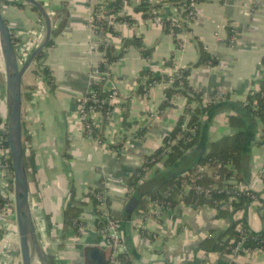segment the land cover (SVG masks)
<instances>
[{
	"label": "crops",
	"instance_id": "crops-1",
	"mask_svg": "<svg viewBox=\"0 0 264 264\" xmlns=\"http://www.w3.org/2000/svg\"><path fill=\"white\" fill-rule=\"evenodd\" d=\"M5 1L8 3L2 0V15L16 51L29 53L31 43L42 44L45 40V20L26 0ZM38 1L50 17L51 28L53 24L57 30L55 36L51 35L54 45L45 49L43 60L51 70L53 86L33 62L23 76V135L29 154L33 155L29 174L31 209L39 241L50 263L86 264L85 249L104 246L103 237L93 227L100 208L94 206L91 196L105 188L106 210L123 225L125 257L120 264H264V253L232 256L206 253L201 247L206 239L223 233L239 220L253 233L263 231L261 120L247 132L244 159L238 170L230 165L235 176L229 180L239 190L256 192L261 201L250 202L241 210L229 200L222 202V215L219 208L187 204L189 190L185 189L169 209L156 213L158 208L148 201L146 209L130 212L133 203H129L127 195L131 177L147 156L162 147L186 106V98L177 96L172 106L162 107L164 83L155 84L148 94L138 93L141 73L171 76L198 62L200 45L218 60L216 66L193 69L189 77L194 90L205 95L206 104H211L206 99L213 98V94L218 95L219 102V108L202 117L199 141L181 162L195 164L202 153L209 152L211 144L241 131L232 126L231 118L238 117L240 105L251 91L261 89L264 0H201L190 23L191 32L180 35L177 42L164 30V21L178 14L176 7L162 5L157 18L148 19L137 11L134 2L127 6L121 16L123 21L114 30L117 35L107 34L119 58L111 66L104 91L116 90L118 99L110 101L113 111L109 119L100 113L92 115L95 139L84 133L78 111L85 96L101 82L97 69L104 59L99 48L90 52V45L99 36L90 27L88 8L100 6L106 0ZM229 30L237 36L233 45L229 43ZM133 39L151 50L150 57H145L134 44L125 45ZM170 60L172 67L166 65ZM4 71L0 51V112L7 117ZM186 127L185 124L183 129ZM119 144L122 146L117 147ZM213 172V168L206 172L208 178ZM165 174L160 164L150 170L142 180L145 192L154 190L155 182H163ZM69 206L83 211L85 222L79 231L74 226L65 227L64 215ZM8 230L4 217H0V264H12L15 259V252L11 253L4 243Z\"/></svg>",
	"mask_w": 264,
	"mask_h": 264
},
{
	"label": "trees",
	"instance_id": "trees-1",
	"mask_svg": "<svg viewBox=\"0 0 264 264\" xmlns=\"http://www.w3.org/2000/svg\"><path fill=\"white\" fill-rule=\"evenodd\" d=\"M200 3L201 0H196ZM5 3H8L4 0ZM190 4V0H163L158 3L149 4L142 2L137 7V11L144 14L146 18H153L151 11L159 8L162 5H168L171 7H176L181 10L182 7L187 8ZM37 10L36 8H34ZM123 9L122 0H106L104 5V15L109 17L117 15ZM185 10V9H184ZM189 10L182 12V17L180 19L175 18L174 20L164 21V30L166 33L172 35L175 41H178V37L184 33H190V23L194 18L188 16ZM117 21H123L120 17ZM98 30L97 34L100 39L103 40V45L99 47L100 51L104 53V59L102 63L98 66V70L101 72L110 73L111 66L118 60L119 57L115 55V48L112 46L109 39H107V34H116L114 29L109 26L108 22L105 20H98ZM57 33L56 28L52 24V36ZM229 35H232V31L229 30ZM13 42L14 39L12 38ZM136 45L141 53L145 57H150L151 50L142 47V43L137 40H129L125 43L128 45ZM54 45V41L50 40L47 48ZM15 46V43H14ZM45 50L42 51L35 59L34 63L40 68L41 74L46 78V81L53 86V77L51 70L43 64L45 58ZM218 64V60L205 51L204 47L200 45V58L197 63L190 65L187 68L177 70L173 75H157L151 71H145L141 73L140 87L137 91L140 94L147 93L155 84L157 83H170L166 85L165 88V99L162 107H168L173 105V98L181 96L186 98V106L184 108V113L180 117L177 126L174 131L166 137L162 147L157 150L154 154L147 156L141 168H139L135 174L131 177L128 183V199L129 203H133L130 208L131 210L139 211L146 209L148 201L158 202L163 206L164 209H169L175 203V197L185 190V181H190L191 178L196 177L199 174L201 167L210 164L213 168L214 173L211 178L207 175L202 176L197 180V184L203 187L215 186L216 189L212 192L209 199L196 194L194 191L189 190L186 203L190 205H208L214 208H219L220 214L224 215L225 210L221 208L222 202H227L231 196H233L236 188L232 184L228 183L231 177L235 176V172L230 169V165H234V170H238L244 159V153L246 148V143L248 141L247 132L250 130L251 126L257 125V120H261L264 124V81L262 83L261 89L259 91H251L246 98L247 105L241 103V111L238 113V117L231 118V124L233 127H238L241 129L238 133L231 137H226L220 141L210 145L209 152L202 153L195 164H182V159L185 154L193 149L199 141L200 138V126L202 124V117L209 113L211 110L217 109L219 102L206 104L205 95L203 93L197 92L191 86L189 77L193 69L200 67H213ZM167 66H173V61H167ZM262 65L264 67V59L262 60ZM108 77L100 84L94 86L93 90L96 96V100L104 101L107 103L103 110V117L107 120V115L112 113L113 105L108 102L111 92L104 91V84L108 80ZM218 97L217 94H213L211 97ZM88 105H93V95L87 94L85 96ZM195 104L192 106V104ZM7 118L6 116H4ZM1 122V118H0ZM187 125V130L183 129L184 125ZM247 125V126H246ZM249 125V127H248ZM196 128V132L192 133V129ZM255 131H253L254 133ZM93 134L96 137L97 131L93 130ZM28 143L24 141L25 149V163L30 174V170L33 167V155L28 154L26 151ZM6 148H9V142L6 141ZM119 144L117 147H121ZM10 166L12 168L11 160H9ZM162 165L166 174L164 175V181L160 184L156 183V187L151 192H145V185L142 182L144 176L158 165ZM13 170V168H12ZM219 175V179H217ZM12 187V182H10ZM91 196L94 199V206H99V202L96 200L94 193ZM149 198V200H148ZM259 196L256 192L251 190H243L240 193V198L238 202H234V207L237 210H241L248 203L253 201H258ZM106 199V203H107ZM264 205V202L261 201ZM7 205V201L0 195V212ZM264 211V206H263ZM97 217L99 212H97ZM133 212L131 213V215ZM264 214V213H263ZM94 219L95 225H98V218ZM65 227L74 226L76 230L84 225L85 219L82 209L77 206H69L65 210ZM264 221V217H263ZM97 232V230H96ZM243 233V235H242ZM242 235V236H241ZM243 238L245 240L243 241ZM243 241V249H250L255 251L259 247H264V228L261 233H253L247 224L239 220L235 222L231 227L221 234L215 235L213 238H208L202 244V250L206 253H224L231 254L234 247L239 241ZM107 251L108 256L110 255ZM238 255L244 256L245 251H239Z\"/></svg>",
	"mask_w": 264,
	"mask_h": 264
},
{
	"label": "built area",
	"instance_id": "built-area-1",
	"mask_svg": "<svg viewBox=\"0 0 264 264\" xmlns=\"http://www.w3.org/2000/svg\"><path fill=\"white\" fill-rule=\"evenodd\" d=\"M123 2V9L118 13L117 15L113 16H105L104 14V4H101L97 7H89V20H90V27L92 30L97 34L98 30V20H105L108 22L109 26H111L114 30L116 26L118 25L119 21H117L118 18L122 16V13L124 9L131 5V3H135L139 6L140 3L145 2L149 4L156 3V0H122ZM198 5V2L196 0H190V4L187 8L182 7L181 10L178 8V14L174 17L169 18V20H174L175 18L180 19L182 17V12L189 10L188 16L191 18L195 17L196 13V7ZM185 9V10H184ZM151 15H153V18L156 19L158 15V10L154 9L151 11ZM122 18V17H121ZM128 18H124L125 23L128 22ZM98 35V34H97ZM237 40L236 33L232 31V35L229 38V43L233 45ZM32 44V49L29 50V53L27 51H21L17 52L19 61L21 63H24L27 61V59L30 56L31 51L35 50L41 43H36V41ZM101 45H103V40L98 37L97 41H94L90 45V52L96 51ZM16 48V47H15ZM32 51V53H33ZM26 52V53H24ZM31 53V54H32ZM97 72L99 73L101 77V82L105 81V79L108 77L107 72H101L97 69ZM98 83V84H100ZM171 83V82H170ZM170 83H164L166 85H170ZM149 92V91H148ZM145 93V94H148ZM90 94L93 95V105H88L86 98L82 100V103L80 105L79 111H78V117L80 122L82 123L84 133L86 136L90 139H95V136L93 134V130H96L94 128L93 121L91 119L93 114L100 113L103 115L104 107L107 103L106 100L104 101H98L96 100V96L94 93V90L90 92ZM118 99V92L116 90H112L109 96L108 102L110 103ZM206 100H209L211 103L217 102V97L215 98H208ZM244 105H247V102L245 101ZM112 114V113H111ZM110 114L107 115V119L110 118ZM0 155H1V164H0V176H1V185H0V195L7 201V205L3 208V210L0 212V217H4V221L6 222V225L8 226L9 233L4 238V243L7 245L9 251L15 252V259H13L12 264H21V255H20V242H19V235L17 231V223H16V212H15V201H14V174L13 170L10 166L9 160H11L10 150L9 148H6L5 142L8 141V124H7V118L3 116V114L0 112ZM186 129V128H185ZM184 129V130H185ZM196 128L192 129V133L196 132ZM29 145H27L26 151L29 154ZM211 168L210 164H207L200 168L199 174L196 175V177L191 178L190 181H185V189L192 190L196 194H199L203 196L206 199H209L212 195V192L216 189L215 186H210L208 188L201 186L200 184H197V180H199L202 176L206 175V172ZM215 175V172H213ZM212 173V174H213ZM217 179H219V175L216 176ZM262 179H264V170L262 171ZM10 182H12V187L10 186ZM229 183V180H227ZM242 190H239L236 188L233 196L229 198L230 203L238 202L240 198V193ZM94 196L96 200L99 202V216L98 218V225L96 226L94 224V229L97 230V232L103 237L104 239V248L109 251V262L108 264H120L122 260L125 257V247L122 241L121 237V230H122V222L119 220H115L110 217L106 210V199H107V191L104 188L103 190H98L96 193H94ZM153 205L158 208V211L156 213H159L161 209H164L161 204L158 202H153ZM15 228V231H12V228ZM83 227V226H82ZM243 235V233H242ZM241 235V236H242ZM245 238H243V241ZM243 241L238 242V244L234 247L232 250V253L230 255L232 256H241L238 255L239 251H245V254H253V253H264V247H259L255 251H251L250 249H243ZM44 248V247H43ZM46 252V249H45Z\"/></svg>",
	"mask_w": 264,
	"mask_h": 264
},
{
	"label": "water",
	"instance_id": "water-1",
	"mask_svg": "<svg viewBox=\"0 0 264 264\" xmlns=\"http://www.w3.org/2000/svg\"><path fill=\"white\" fill-rule=\"evenodd\" d=\"M36 8L45 20L47 31L44 42L39 45L26 62L21 63L12 40L8 24L2 15L0 0V51L6 78V106L8 142L14 174V201L17 231L20 242L21 264H51L41 245L30 204L29 175L25 163L23 135V76L36 57L44 51L51 40V20L45 7L38 0H26ZM86 264H108L106 249L89 246L85 249Z\"/></svg>",
	"mask_w": 264,
	"mask_h": 264
},
{
	"label": "bare ground",
	"instance_id": "bare-ground-1",
	"mask_svg": "<svg viewBox=\"0 0 264 264\" xmlns=\"http://www.w3.org/2000/svg\"><path fill=\"white\" fill-rule=\"evenodd\" d=\"M9 147V146H8ZM35 264H40V263H38L37 261H36V263Z\"/></svg>",
	"mask_w": 264,
	"mask_h": 264
}]
</instances>
